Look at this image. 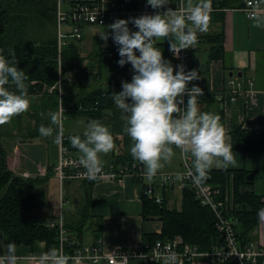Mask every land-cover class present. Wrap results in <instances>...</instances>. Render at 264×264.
I'll return each instance as SVG.
<instances>
[{"label": "crops", "instance_id": "crops-1", "mask_svg": "<svg viewBox=\"0 0 264 264\" xmlns=\"http://www.w3.org/2000/svg\"><path fill=\"white\" fill-rule=\"evenodd\" d=\"M244 1L246 0H235L231 3L232 5L225 6L221 4V0H211V8L214 10L210 13L207 31L198 33V42L192 48L185 50L187 56L182 64L185 66V71L196 70L200 75V79L192 81L188 87L191 88L195 84L202 89L204 94L199 98L201 111L219 115L220 123L229 136L233 126L247 130L264 128V26H253V20L247 17L242 10ZM261 6L264 7V4ZM235 27L236 31L234 30ZM218 33L222 35L220 43L222 55L211 57L210 48L212 44L207 41V37ZM156 43H165L168 45L169 51L167 40L160 39ZM171 58L174 69L176 65H181L172 54ZM132 74V69L119 73L110 85L111 90L114 93L122 91L121 82L130 83ZM61 90L62 87L58 81L59 97ZM234 90H236V94L232 100L230 97L233 98L232 91ZM28 97L32 102V96ZM185 98L187 100L188 97ZM58 105L59 110L60 101ZM29 110L31 111V104ZM120 115L121 113L114 103L111 107L103 109L100 114V122L109 127L114 140L113 150L107 154H100L102 164L112 163L116 159L114 155L122 149V137L127 136L123 133L124 125ZM66 118L67 115L63 120ZM76 118L82 122L81 130L76 132L71 127L69 132L65 133L62 125L60 131L65 137L64 144L68 152L80 156V153L72 147L69 138L76 135L82 137L84 127L89 120L85 116ZM5 125L8 124L0 125L2 130L0 140L7 151L8 168L22 178L48 177L45 186L48 203L47 215L52 216V219H48L47 223L58 219L61 213L60 198L65 201L61 214L63 215V227L73 241V244L68 246L71 251L74 246L98 248L105 254H110L115 249H143L146 251L159 239L153 242H144L143 236L159 234L162 223L158 215L150 214L145 218L142 216V197L146 196L153 199L155 203H162L169 209L179 210L180 208L181 191L187 183L181 186L184 180H175L174 174L176 172L184 173L185 163L189 161L175 146H173L174 157L169 162L164 163L157 175L151 180L146 176L144 166L137 161H132L130 164L136 165L141 175L124 176L119 181L102 179L93 183L65 180L60 185L54 174V165L58 158L56 142L47 140L38 142L36 138L22 137L20 128H11L10 126L7 128ZM6 134L10 136H6ZM49 144H53L55 147L53 158L50 155ZM233 152L237 155L235 166L228 168L213 166L212 169L245 168L254 171L255 192L259 195L263 194L262 154L235 150ZM118 164L129 165V163ZM162 176H166L170 180L162 183ZM206 181L208 182V177ZM48 183L58 187L56 207L52 208L49 197H47ZM149 183L153 187L152 193L145 194L144 191ZM43 211L45 214V210ZM66 218L70 226H74L77 221H80L78 232L68 231L65 228L64 219L66 220ZM252 235L254 242L251 243L254 247L264 246V221L258 220ZM5 244L3 234L0 232V254L6 252ZM45 251L43 241H36L31 247L17 245L16 255L20 258L18 264H35V260L21 258L29 255L37 257ZM215 263L218 264V261L208 255L195 256L186 262V264ZM87 264H92V262L88 261ZM101 264H104L103 260ZM128 264H143V262L138 257H129Z\"/></svg>", "mask_w": 264, "mask_h": 264}, {"label": "trees", "instance_id": "trees-1", "mask_svg": "<svg viewBox=\"0 0 264 264\" xmlns=\"http://www.w3.org/2000/svg\"><path fill=\"white\" fill-rule=\"evenodd\" d=\"M234 1L221 0V4L230 6ZM54 9L55 0H0V54L10 58L9 51H15L17 67L28 75L25 81L28 96H32V102L35 101L37 105L34 111L31 102V111L28 109L13 117L5 127H18L25 132L23 137L36 138L38 142H55L56 126L51 124L48 113L58 111L59 101L60 104L62 101L64 115L69 118L85 116L88 120L100 121L102 110L113 104L112 81L119 73L131 69L130 64L124 67L118 65V45L114 44L110 33L106 46H97L86 55L82 52L81 39H67L58 49L57 37L39 38L38 34L32 35L36 27L42 30L46 21L55 16ZM130 30L136 31L135 28ZM221 40L220 33L207 37V41L212 44L211 57L222 55ZM156 46L161 49L163 58L172 62L168 45L157 43ZM58 81L62 87L60 97ZM31 119L36 124L33 132L30 131ZM41 125L53 127V138L39 134ZM1 131L0 128V139ZM24 132H20V135ZM230 138L233 150L262 154L264 176V128L247 130L233 126ZM131 143L128 136L122 137V149L114 155L116 159L112 163L130 164L135 161L130 155ZM6 158L7 151L0 140V232L4 242L31 247L36 241H43L46 251L51 247L59 248L58 228L34 221L37 208L39 210L44 206L46 215L43 211L36 217L48 216L45 191L48 177L22 178L8 168ZM208 182L221 190H224L226 183L232 185V209L223 217L231 222L239 246L245 248L254 242L252 234L259 220L257 211L264 207V192L259 195L254 189L255 172L245 168H211ZM150 214L159 216L161 232L144 235V242L179 237L183 243L195 245L199 252L204 253L218 247L223 241L221 232L215 227L217 216L208 206L200 204L188 184L181 191L179 210L169 209L143 196L142 216L145 218ZM48 217L52 219V216ZM79 223L77 221L74 226H70L67 218L64 219L68 231L78 232ZM64 251L69 253L70 247H64ZM218 264H232V261L228 259Z\"/></svg>", "mask_w": 264, "mask_h": 264}, {"label": "clouds", "instance_id": "clouds-1", "mask_svg": "<svg viewBox=\"0 0 264 264\" xmlns=\"http://www.w3.org/2000/svg\"><path fill=\"white\" fill-rule=\"evenodd\" d=\"M262 4L264 0H256L250 17L254 27L264 26V16L258 14ZM146 5L154 10L152 14L117 19L99 33L105 42L111 34L112 41L118 45V65L130 64L133 72L131 82L122 81V91L111 94V98L121 113L123 133L132 142L130 155L144 166L149 180L174 157L175 146L186 160L191 158L192 167L187 175L194 184H202L213 166H235L237 155L233 152L230 136L220 123V116L201 111L202 89L195 84L188 87L192 81L200 79L198 72L185 71L182 64L174 69L171 62L163 58L156 41L167 40L169 51L176 57L182 50L192 48L198 42V33L207 31L211 0H182L178 8L169 7L168 0H146ZM129 24L137 30H130ZM9 57L0 54V125L28 111L31 104L25 84L28 75L17 67L14 50L9 51ZM48 116L56 126V142L60 143L64 118L62 101L59 110L50 111ZM38 132L42 137H51L54 129L41 125ZM69 139L80 153L79 164L85 169L84 174L94 179L102 171L100 154H107L114 148L109 127L90 119L82 137L76 135ZM184 175L176 172L174 179L180 181ZM257 216L264 221V207L257 211ZM5 248L6 252L0 254V264H18L16 243L8 242ZM33 259L35 264H87L88 261L101 264L104 257L66 254L62 249L51 247ZM112 264H128V259L121 256L118 261L113 259ZM165 264H178L175 254H169Z\"/></svg>", "mask_w": 264, "mask_h": 264}, {"label": "built area", "instance_id": "built-area-1", "mask_svg": "<svg viewBox=\"0 0 264 264\" xmlns=\"http://www.w3.org/2000/svg\"><path fill=\"white\" fill-rule=\"evenodd\" d=\"M182 0H168L169 7L178 8ZM256 0H246L243 3L242 10L247 17H251ZM262 11L259 15L264 16V7L261 6ZM214 9L211 8V11ZM153 9L146 5V0H55V20H56V37L58 49L66 43L67 39H82L84 28L86 25L101 26L107 22H114L117 19H129L131 17H138L141 14H152ZM211 13V12H210ZM133 27L129 24L128 27ZM175 60L183 64L186 59L187 52L182 50L179 56L176 57L172 52ZM233 98L236 90L232 91ZM187 95L183 99L186 104ZM62 140L60 143L55 142L58 147V158L54 165V174L60 185L65 180H78L86 183H93L98 180H122L124 176L132 175L133 177L141 175L139 169L134 164L116 165L115 163L102 164V171L94 178L90 179L86 176L85 169L79 164V157L68 152L64 142L65 137L60 131ZM57 136V134H56ZM185 163V175L182 181L183 186L187 183L195 198L202 205L208 206L217 216L215 227L221 232L223 241L218 247H214L209 252H199L195 245H188L183 243L179 237H174L169 240H158L146 251L115 249L110 254L102 253L98 248L90 246H82L72 248L70 254L82 255H101L104 257V264H112L113 259L119 260L121 256L138 257L143 264H165V259L169 254H175L178 264H186L195 256L208 255L214 257L218 262L231 260L232 264H264V246H253L250 243L245 248H241L236 240L231 222L223 217V214L228 213L232 209L233 189L230 183H226L224 190L218 187H213L206 180L202 184H194L187 172L191 169V159ZM169 181L166 176H162L161 182ZM153 187L151 183L145 189V194L152 193ZM158 201V200H157ZM60 211L63 213L62 207L65 201L60 198ZM60 213L56 221H49L48 227L58 228V241L60 249L64 251V247L73 244L72 239L69 238L68 232L63 227V215ZM65 252V251H64ZM66 253V252H65ZM67 254V253H66ZM34 256H25L21 259L34 260Z\"/></svg>", "mask_w": 264, "mask_h": 264}, {"label": "rangeland", "instance_id": "rangeland-1", "mask_svg": "<svg viewBox=\"0 0 264 264\" xmlns=\"http://www.w3.org/2000/svg\"><path fill=\"white\" fill-rule=\"evenodd\" d=\"M54 13V10H52ZM55 16H53L51 19H49L48 21H46L44 28L41 30L39 27L35 28V31L33 32L32 35L34 34H38L39 38H55L56 37V26H55ZM112 22H107L104 25L101 26H94V25H86L84 28V33L81 39V48H82V52L83 55H86L88 52H90L93 48L100 46V45H104L106 42L103 41L100 38L99 33L104 32L107 25L111 24ZM240 25V23H239ZM234 30L236 31V27L234 28ZM260 32V31H259ZM261 32H263V30L261 29ZM85 53V54H84ZM33 103V110L35 111L37 108V105L35 103V101L32 102ZM84 123V122H83ZM35 121L31 119L30 121V131L32 130V132L35 130ZM63 131L65 133H68L69 129H71V127H73L74 130L79 131L82 129V122H80V119L78 118H66L65 120H63ZM24 132V131H21ZM25 135L22 133V137ZM54 134L52 135L53 138ZM45 151V150H44ZM49 151H50V155L51 158L54 157V152H55V147L53 144H49ZM29 178V177H27ZM49 187H48V192H47V197H49V202L52 207H56V201H57V190L58 187H55V185H53L52 183H48ZM57 185V184H56ZM180 198V197H179ZM60 202V201H59ZM44 206L41 207V209L38 210V208L34 211V221L37 223H42V224H46L48 219H49V215L48 216H40V217H36L38 216L37 214L39 213H43L44 210ZM33 211H31V213H33ZM46 215V214H44Z\"/></svg>", "mask_w": 264, "mask_h": 264}, {"label": "water", "instance_id": "water-1", "mask_svg": "<svg viewBox=\"0 0 264 264\" xmlns=\"http://www.w3.org/2000/svg\"><path fill=\"white\" fill-rule=\"evenodd\" d=\"M229 75H231V73H229ZM239 75H240V73H239Z\"/></svg>", "mask_w": 264, "mask_h": 264}]
</instances>
